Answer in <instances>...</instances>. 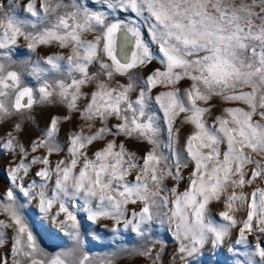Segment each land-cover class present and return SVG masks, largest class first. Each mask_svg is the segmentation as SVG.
<instances>
[{
    "label": "snow or ice",
    "instance_id": "1",
    "mask_svg": "<svg viewBox=\"0 0 264 264\" xmlns=\"http://www.w3.org/2000/svg\"><path fill=\"white\" fill-rule=\"evenodd\" d=\"M94 2L100 8L90 9L79 0H39L38 10L37 0H25L24 10L37 18L25 25L16 12L17 0H0V50L10 49L18 38L29 41V50L52 42L70 48L67 56H48L43 61L54 72H61L64 61L67 72L61 76L66 75L67 80L51 83L43 77L39 62L33 65L40 101L59 104L74 114L83 112L85 120L102 125L87 136L73 131L68 141L69 159L54 165L51 154L63 151L57 139L58 118H50L42 138L30 144L33 153L45 148L48 155L44 157L28 159L29 149L14 143L10 133L5 134L9 138L0 143V152L9 150L23 157L9 169V187L5 202L0 203V212L9 214L15 225L13 264H22L18 257L30 259L35 251L23 212L32 200H38L42 216L73 238V246L61 254L64 259L57 257L51 264H87V256H77L81 239L73 209L80 207V201V210L87 213L88 220H114L112 232L117 236L121 223L145 237L154 220L167 222L180 241L182 260L202 250L206 242L213 247L222 244L230 227H239L236 243L248 248L246 233H264V188L243 192L245 186L264 182V0ZM153 45L160 54V67H154L157 56ZM9 56L10 51L0 56V119L14 115L12 109L20 112L36 102L33 89L21 87L20 74L6 71L4 61ZM90 66H95L94 74L89 72ZM139 69L147 74L135 88L140 80L131 70ZM116 74L133 82L120 85L113 80ZM182 82L188 86L181 89ZM93 84L95 91H82L83 86ZM157 88L165 90L153 96ZM132 91L135 99L128 95ZM214 97L245 107L225 108L224 115L209 125L206 117L211 114L209 105ZM9 99L10 106L6 103ZM112 119L115 124H109ZM177 122L194 126L184 142L183 160L173 148ZM15 127L23 130L18 124ZM164 132L169 155L158 152ZM109 137L134 139L152 147L140 163L119 139ZM95 142L103 146L93 153V159L82 150ZM161 162L167 173L158 168ZM36 164L45 166L35 172L42 182L33 179L26 184L25 177ZM189 164L187 188L180 192L182 172ZM133 172L134 182H130L127 177ZM165 178L177 186L168 188ZM17 190L24 203L18 201ZM222 196L227 208L236 204L237 210L245 209L246 220L241 225L228 211L220 214L227 224L216 225L206 219V206ZM129 203L139 204L140 210L128 213ZM54 205L58 211L52 214ZM61 213L65 220L59 219ZM69 221L71 232L66 226ZM9 226L0 221V229ZM138 254L150 256L151 249ZM236 256L235 264H258L257 256L259 264H264V244L258 241L250 251ZM0 264H7V258H0ZM31 264H37L36 260Z\"/></svg>",
    "mask_w": 264,
    "mask_h": 264
},
{
    "label": "rangeland",
    "instance_id": "2",
    "mask_svg": "<svg viewBox=\"0 0 264 264\" xmlns=\"http://www.w3.org/2000/svg\"><path fill=\"white\" fill-rule=\"evenodd\" d=\"M25 0H17L18 7L16 9L17 14L24 21L25 25H31L36 22L37 18L31 17L23 8ZM70 2V0H66ZM81 4L87 5L90 9H98L100 5L96 4L94 0H79ZM39 0H37V9L39 10ZM43 16V13H41ZM29 41L23 38H18L15 45H11L10 49L0 50V56H3L5 52L10 51L9 58L4 61L5 68L7 70L16 71L20 74L21 87H30L33 89L35 103L31 108H24L20 112H16L12 109L14 115L4 119H0V143H3L9 137L6 133H10V138L19 142L25 149H29L28 159L32 156L44 157L48 155L45 148H40L36 152H31L30 144L35 140L42 138V133L48 125V121L52 117L58 118L59 133L58 143L63 149L59 154H51L50 159L53 165L60 161L69 159V137L75 132H82L87 136L92 131H98L102 126L99 123L85 120V113L80 112L74 114L73 111L68 110L66 107L59 104H53L50 102H41L39 99V84L33 77V65L39 62V67L44 69L43 77L49 82L54 83L57 79H65L66 75L61 76V72H67V64L61 61V72H54L50 66L43 63L48 56H67L70 54V48L61 47L57 42L40 45L37 44L34 50L28 49ZM154 54L157 56L154 67H160L159 53L156 51L155 45L152 46ZM110 63V61H108ZM95 66L89 67V72L95 73ZM135 79L140 80V84L135 85V88H139L143 84V78L147 74L146 70H131ZM113 80L116 83L127 86L128 83H132L127 76L121 77L118 74L114 75ZM187 83L182 82L181 89L186 88ZM95 85H85L82 91L86 94H90L95 91ZM163 88L153 89V96L161 91ZM129 97L136 98L135 91L129 92ZM26 100V98H25ZM83 102V101H81ZM10 106L12 99L6 101ZM23 103V101H22ZM200 106H204L202 103ZM211 114L206 117L207 123L211 125L213 119L218 116L224 115V109L228 107H245L240 103H224L219 98L214 97L210 101ZM162 115V114H161ZM71 117V119H68ZM114 119L109 121V124H115ZM20 125L23 130H18L15 125ZM175 131L173 132V148L181 153V159L183 160L186 153L183 152L184 142L190 132H194V126L188 124L184 125L179 122L175 124ZM110 139H119V142L124 144L126 151L135 154L138 162L142 163L141 157L151 150V145L147 143H141L136 140H124L123 138L109 137ZM167 140V133L164 132L160 138L161 147L158 152H163L164 155H169L168 150L164 147V142ZM103 146L102 142H95L93 146L86 147L82 151L86 152L89 157H93V153L99 150ZM224 150V146H221ZM23 159L17 153H13L9 150L0 152V203H4L3 197L9 187V169L15 167V162ZM25 163L28 160L24 161ZM83 161L81 160V163ZM45 167L41 164L31 166V170L25 177V183H30L33 179L37 183L42 182L39 177L35 176V172L40 168ZM192 165L189 164L187 168L183 169L182 175L184 180L178 185V190L183 192L187 188V180ZM158 168H164V162L158 165ZM167 173L168 169L164 168ZM136 172H133L127 177L130 182H134V176ZM54 179V178H53ZM165 185L168 188L176 187L177 184L174 180L165 178ZM256 188H264V182H257L254 186H245L243 192L249 193ZM239 192L240 189H237ZM49 194H51V185L49 187ZM17 199L20 203H24L22 194L18 193ZM237 204L239 202H236ZM38 200H32L30 204H25L23 212L29 228L33 233L35 240V251L32 252L31 258L18 257L22 261V264H31V260H36L37 264H51L57 257L64 259L61 255L73 246V238L65 233L63 228L59 224H53L48 218L42 216L37 207ZM80 207L73 209L77 217L78 231L81 239V244L78 257L87 256V264H235L237 260L236 253H243L244 251H250L258 241L264 244V233L253 232L246 233L249 247L245 248V245L237 244L239 239V227H230L228 235L225 237L222 244L217 247H213L210 242H206L202 250L186 259H181L179 254L180 241L174 234V229L170 228L167 222L160 224L154 220L147 229L146 236L141 237L134 234L129 226L127 229L121 223L119 227V235H115L112 232L113 227H116L114 220L109 218H98L95 222L90 221L87 218V213L80 210L83 206V201L79 202ZM139 204L129 203L126 208L127 212H138L140 210ZM58 211V205H54L51 209V213L54 214ZM228 211L230 215L237 221V225H241L246 220V212L243 207L239 210L236 208V204L232 209L226 207L224 197L222 196L220 201L215 199L211 200L206 206L205 214L206 219L211 220L214 224H227L220 215L222 212ZM65 214L61 213L60 220H65ZM131 218V217H129ZM0 221L10 225L7 228L0 229V236L3 237L2 243H0V258H7V264H13L12 261V247L16 237L15 225L10 219V215L0 212ZM71 222L67 223L68 231H73L70 227ZM26 242V236L24 237ZM145 248L151 249L150 256H144L138 254L144 251ZM244 257L241 255L240 259ZM259 264V257H254Z\"/></svg>",
    "mask_w": 264,
    "mask_h": 264
}]
</instances>
